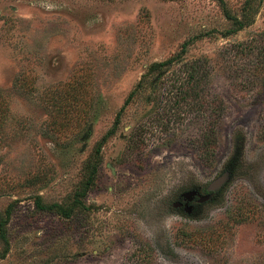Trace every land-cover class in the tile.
<instances>
[{
  "label": "rangeland",
  "instance_id": "obj_1",
  "mask_svg": "<svg viewBox=\"0 0 264 264\" xmlns=\"http://www.w3.org/2000/svg\"><path fill=\"white\" fill-rule=\"evenodd\" d=\"M263 62L264 0H0V264H264Z\"/></svg>",
  "mask_w": 264,
  "mask_h": 264
},
{
  "label": "trees",
  "instance_id": "obj_2",
  "mask_svg": "<svg viewBox=\"0 0 264 264\" xmlns=\"http://www.w3.org/2000/svg\"><path fill=\"white\" fill-rule=\"evenodd\" d=\"M227 16L229 17V19H232V20L237 24L236 27H233V28L229 29L227 33H230V34H231V33H236V32L242 30V29L245 27V25H246L245 21L238 20L236 17L230 16L229 13H227ZM186 44H187V42H184V43H183V45H182V49H185ZM181 51H182V50H181ZM176 59H177V58H175V56H174V57H171V58H168L167 60H164V61L159 62V63L157 64V66H158V67H164V66H166V65L171 64V63H172L173 61H175ZM262 65H263V67H264V62H263ZM199 68H200V67H199ZM199 68L196 67V66H191V68L187 70V71H188V74H189V76H190V79H189V80H190V88H192V82L194 83V80H195V79H194V80L192 81V79L194 78V76L192 75V73H194L195 70H198ZM176 88H177V87H176ZM186 91H189V92H190V89L188 88V89H186ZM179 92H180V91H179ZM133 94H134V90L131 91V92L129 93V95L127 96V98L124 100V103H123L121 109L119 110V112L117 113V116H116V118H115V120H114V122H113V125H112L111 128L105 133L104 137H107V136H109V135H112V134L115 132V130H116V128H117V125H118V123H119L120 111H122V109L125 107V105L128 104L129 99L132 97ZM184 95H186V94H184ZM177 97H178L177 92H176V94H174V96L170 97V99H169V97H168V99L165 100L164 104H163L162 106H160V107H162V112H165V111H167V112H169V113L171 112V114H169L170 116H171V115H174L175 113H177L176 111H177V109H178L177 106H178V102H179L178 99H177ZM164 109H165V111H164ZM159 110H160V108H159ZM162 117H163V116H159L158 114L154 116V118L156 119V121L161 123V125L159 126L160 129H162V128L165 127V124L162 122V119H163ZM171 117H172V116H171ZM263 129H264V127H263ZM39 206H40V205H39ZM40 207L42 208V206H40ZM9 214H10V210H9V208H7V209L5 210V215H4V217L0 219V239L3 241V243H4L5 245L8 244V239H7V235H6V226H5V225H6L7 221H8ZM66 215H67V214H66ZM4 252H5V251H4ZM4 252L2 253V256H1V257H3Z\"/></svg>",
  "mask_w": 264,
  "mask_h": 264
},
{
  "label": "water",
  "instance_id": "obj_3",
  "mask_svg": "<svg viewBox=\"0 0 264 264\" xmlns=\"http://www.w3.org/2000/svg\"><path fill=\"white\" fill-rule=\"evenodd\" d=\"M225 179V174L221 175L213 184L209 186V189H215L217 186H219Z\"/></svg>",
  "mask_w": 264,
  "mask_h": 264
}]
</instances>
